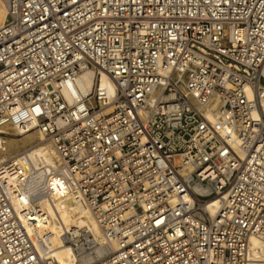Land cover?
Wrapping results in <instances>:
<instances>
[{"label":"built area","instance_id":"2783aa9c","mask_svg":"<svg viewBox=\"0 0 264 264\" xmlns=\"http://www.w3.org/2000/svg\"><path fill=\"white\" fill-rule=\"evenodd\" d=\"M4 1L0 128L33 126L55 162L0 147V264H57L39 225L51 178L100 229L62 231L73 264H250L251 238L264 243V0ZM86 69L116 94L96 78L71 103Z\"/></svg>","mask_w":264,"mask_h":264},{"label":"bare ground","instance_id":"6f19581e","mask_svg":"<svg viewBox=\"0 0 264 264\" xmlns=\"http://www.w3.org/2000/svg\"><path fill=\"white\" fill-rule=\"evenodd\" d=\"M7 8L4 0H0V28L4 25ZM104 89L111 99L116 94V86L107 74L96 77L93 69L81 71L74 80L68 81L64 88L66 98L73 104H82L93 89L96 81ZM110 103V102H109ZM0 134V147L9 154H16L27 150L35 164H54L55 151L53 146L43 141L44 136L33 126L24 128L21 126H3ZM5 142V143H4ZM52 191L50 197L42 198L38 204L44 210L47 217L45 222H39L40 230L47 229L51 235L52 252L57 264H73L75 254L73 249L64 244L60 235L67 228L90 227L94 232L100 233L95 220L88 214H84L80 207L74 202L69 190L60 178H51ZM250 264H264V243L252 237L250 241Z\"/></svg>","mask_w":264,"mask_h":264}]
</instances>
